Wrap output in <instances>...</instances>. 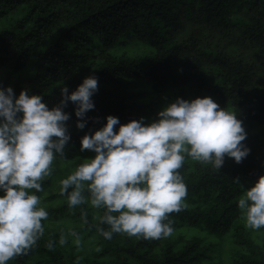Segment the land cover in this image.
Wrapping results in <instances>:
<instances>
[{"label":"trees","instance_id":"obj_1","mask_svg":"<svg viewBox=\"0 0 264 264\" xmlns=\"http://www.w3.org/2000/svg\"><path fill=\"white\" fill-rule=\"evenodd\" d=\"M130 46L139 50L129 52ZM1 71L0 84L17 96L29 89L49 108L59 103L60 87L67 85L71 93L86 76L95 75L99 88L84 129L76 127L71 102L63 109L71 117L65 156L54 159L43 191L30 190L41 196L54 185L44 234L7 264L83 263L81 253L62 248L57 233L46 231L47 221L67 223L68 233L81 238L94 237L87 249L102 264H221L209 253L217 243L205 239L227 235L234 245L228 264H264V227L239 224L238 207L245 189L264 175V0H0ZM165 89L175 91L172 102L208 96L236 112L250 154L242 163L225 157L220 170L186 156L179 169L186 207L170 215L172 234L146 240L114 233L106 239L97 231L108 230L100 223L104 209L96 212L90 203L70 209L67 195L60 194V181L68 176L61 164L95 156L80 151L81 138L102 128L109 115L119 119L114 130L156 118Z\"/></svg>","mask_w":264,"mask_h":264},{"label":"clouds","instance_id":"obj_2","mask_svg":"<svg viewBox=\"0 0 264 264\" xmlns=\"http://www.w3.org/2000/svg\"><path fill=\"white\" fill-rule=\"evenodd\" d=\"M98 90V78L86 76L71 93L67 85L60 87L59 103L49 108L41 95L29 94V89L17 96L11 86L0 84V190L4 193L0 195V264L26 255L43 236L42 221L49 214L39 206L35 192L43 191L42 182L51 176L54 159L65 156L71 139L67 125L71 117L63 109L71 102L76 127L84 129ZM158 117L147 125L141 117L114 130L119 119L107 116L102 128L81 138L80 151H93L95 156L60 181V194L67 195L70 209L85 203L104 209L100 223L108 230L97 231L106 239L114 233L146 240L172 234L170 215L186 207L187 188L179 172L186 156L220 170L225 157L242 163L250 154L237 113L221 108L211 97L191 101L177 97ZM238 207L246 227H264V175L245 189ZM82 217L87 224V214L82 212ZM69 235L79 246L75 231L61 232L58 243L66 245ZM46 247L52 250L54 241Z\"/></svg>","mask_w":264,"mask_h":264},{"label":"rangeland","instance_id":"obj_3","mask_svg":"<svg viewBox=\"0 0 264 264\" xmlns=\"http://www.w3.org/2000/svg\"><path fill=\"white\" fill-rule=\"evenodd\" d=\"M127 50L129 52H134L135 50L138 51L139 49L137 47L134 46H130L127 48ZM5 71H1L0 72V76L4 75ZM159 96L162 98L163 100V108L161 110H163L168 104L172 103L174 97H175V91L173 89H165L163 91H161L159 93ZM185 100L189 101V98H186ZM227 111H232V110H227ZM159 117L157 116L156 118L153 119H149L147 124H150L151 122H153L154 120H157ZM146 124V125H147ZM91 157H86V158H82L80 160H74L71 162H66V163H62L61 167H66V173L67 175H70L72 172H74L77 168V166L81 163L84 162L85 159H90ZM59 168H60V164H59ZM61 169V168H60ZM63 177L62 173H60V177ZM54 186V185H53ZM51 186L50 188H48L47 190H45L41 196H39L40 198V207H43L44 209H47L46 206H48L49 204H53L52 199H50L49 201H47V198L50 197L53 192H54V187ZM96 211V209H95ZM97 212V211H96ZM239 224H242L243 226L246 227V221L245 218L243 216V218L240 219ZM69 225V224H68ZM67 223H64L62 221H47L46 223V231H54L57 233V240L59 241L60 238V234L61 232L64 233H68L69 232V227ZM248 228V227H246ZM48 236V234H47ZM94 237H91V239L87 240L85 238H81L80 237V245L77 246L74 241H75V237L69 235L68 236V242L66 245L62 246V248L64 249H70L77 254L81 253V258L83 259V263L82 264H102V262L96 258V256L94 255V253H91L92 248L91 249H87L88 245H90L87 242H94ZM205 241H212V242H216L217 246L214 248V250H210L209 253L215 256V260H221V264H228V261L231 257V253L234 251V245L232 242V237L230 235H227L226 237H223L222 239L219 240H213L211 238L205 239ZM71 246V247H70ZM213 249V248H212Z\"/></svg>","mask_w":264,"mask_h":264}]
</instances>
